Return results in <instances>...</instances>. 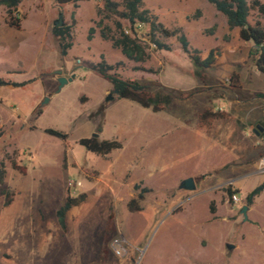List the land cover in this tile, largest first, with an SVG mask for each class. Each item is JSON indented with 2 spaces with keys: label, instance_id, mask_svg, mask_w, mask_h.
Here are the masks:
<instances>
[{
  "label": "rangeland",
  "instance_id": "obj_1",
  "mask_svg": "<svg viewBox=\"0 0 264 264\" xmlns=\"http://www.w3.org/2000/svg\"><path fill=\"white\" fill-rule=\"evenodd\" d=\"M94 3L20 0L18 28L6 25L0 6V78L31 79L0 86V264H264V188L244 203L264 179L257 168L264 156V74L254 67L251 43L206 0H143L165 27H180L201 59L214 49L213 61L194 65L172 36L162 39L168 50L147 48L148 58L133 62L97 29L86 39ZM195 9L199 17L185 19ZM58 14L64 24L73 19L64 54L51 33ZM100 56L120 62L112 71L146 85L163 109L115 95L105 100L111 85L87 68ZM55 69L73 77L59 84ZM231 71L238 72V88L228 84ZM92 134L120 147L100 155L76 143ZM14 157L24 172L11 168ZM185 177L192 190L178 187ZM134 184L148 189L139 210L127 207ZM66 190L83 197L67 210L61 230L54 212ZM117 240L124 242L119 255Z\"/></svg>",
  "mask_w": 264,
  "mask_h": 264
},
{
  "label": "trees",
  "instance_id": "obj_2",
  "mask_svg": "<svg viewBox=\"0 0 264 264\" xmlns=\"http://www.w3.org/2000/svg\"><path fill=\"white\" fill-rule=\"evenodd\" d=\"M57 4H70L76 7L78 1L81 0H54ZM143 0H94L95 5V19L92 20V25L87 29L86 39L89 40L95 29H97L98 36L102 40H107L110 46L117 48L121 55L133 62H143L148 58L147 48L154 50H168L169 45L164 43L162 39L174 36L179 47L188 59L197 66L207 67L213 61V50L210 49L204 58H200L198 51L195 48H189L188 42L182 33L180 27L167 28L157 20L156 15L148 9L142 7ZM214 9L221 13L228 29L236 28L237 36L240 40L250 42V55L253 59V64L257 71L264 74V0H206ZM20 0H0V6L5 9V23L9 27L18 28L20 24V14L17 5ZM120 7V8H119ZM199 9H195L190 15H186L185 19H196L199 17ZM105 20H110L113 28L111 29L104 23ZM73 19L68 24H63L60 27H51V33L56 38L61 52L64 54L65 50L71 45L70 32ZM214 30V25L204 29L205 34H211ZM225 39L227 36L224 37ZM253 45H256L254 48ZM120 62L109 64L105 62L100 56L99 61L94 63H87V68L92 70L95 74L106 80L111 85V90H116V97L128 99L137 103L143 108H150L152 111L163 109V105L159 102H152L151 94L147 90V86L139 83L136 80H127L121 78L116 72L112 71ZM135 69H138L135 67ZM238 72L231 71L228 75V84L232 88L239 87ZM31 79L23 81H10L0 78V86H7L10 88L21 87L28 83ZM111 92V91H110ZM259 95V93H254ZM213 115H218L213 113ZM220 116V115H219ZM48 134L66 139V133L46 128L44 130ZM76 143L83 146L87 151L95 154L104 155L111 150L118 149L120 144L114 139H99L97 137L88 136L80 137ZM10 166L19 172H24V167L19 165V159L14 157L9 160ZM4 175L2 161H0V183ZM264 188V179L254 186L250 191L244 195L245 205H249L252 199L259 194ZM133 190L136 191L135 196L127 202V207L130 210H139V202L143 198V194L148 191L147 188H139L136 184L133 185ZM4 193V189H0ZM228 195L232 190L226 189ZM83 195L73 197L69 195L66 190L61 204L55 209L56 222L61 230L65 229V213L67 210L76 205ZM9 197L6 194L3 202L6 205ZM212 211V207H210Z\"/></svg>",
  "mask_w": 264,
  "mask_h": 264
},
{
  "label": "water",
  "instance_id": "obj_3",
  "mask_svg": "<svg viewBox=\"0 0 264 264\" xmlns=\"http://www.w3.org/2000/svg\"><path fill=\"white\" fill-rule=\"evenodd\" d=\"M63 24L64 23H63L61 14H58L57 17L52 21V26H55V27H60ZM253 47L255 48L256 45H253ZM53 73L58 75L56 77V80H57V82L59 84L65 83L67 80H70L73 77V74H70V77H68V78H65L64 76L60 75V73H61L60 69H55L53 71ZM113 95H116V90L115 89H112L111 92L106 94L105 100H110L113 97ZM259 130H260V127L258 125H255L252 128V132L255 135L258 134ZM91 136L96 137L97 134H92ZM178 187L181 188V189H184V190H192L194 188V184H193L192 178L191 177H185V178L181 179L179 184H178ZM245 209H246V206L242 205L241 209H240V212L242 213L243 217H245V212H244ZM225 247L227 249H229L231 247V245L230 244H225Z\"/></svg>",
  "mask_w": 264,
  "mask_h": 264
},
{
  "label": "built area",
  "instance_id": "obj_4",
  "mask_svg": "<svg viewBox=\"0 0 264 264\" xmlns=\"http://www.w3.org/2000/svg\"><path fill=\"white\" fill-rule=\"evenodd\" d=\"M257 168L260 172L264 173V156L260 157L257 161ZM229 199L232 203H236L239 201V198L235 192H232L229 196ZM123 241L117 240L113 245V251L115 254L119 255L124 252L123 249Z\"/></svg>",
  "mask_w": 264,
  "mask_h": 264
},
{
  "label": "crops",
  "instance_id": "obj_5",
  "mask_svg": "<svg viewBox=\"0 0 264 264\" xmlns=\"http://www.w3.org/2000/svg\"><path fill=\"white\" fill-rule=\"evenodd\" d=\"M255 67V66H254ZM256 69V68H255ZM257 71V70H256ZM257 73H259V74H262V73H260L259 71H257ZM84 137V136H83ZM80 138V137H79ZM78 139V138H77ZM102 139V138H101Z\"/></svg>",
  "mask_w": 264,
  "mask_h": 264
}]
</instances>
